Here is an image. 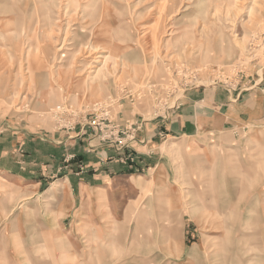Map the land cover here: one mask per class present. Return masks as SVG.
Segmentation results:
<instances>
[{"label": "rangeland", "instance_id": "374dc122", "mask_svg": "<svg viewBox=\"0 0 264 264\" xmlns=\"http://www.w3.org/2000/svg\"><path fill=\"white\" fill-rule=\"evenodd\" d=\"M71 40L95 48L73 58ZM215 87L262 114L211 134L153 127ZM0 130L35 137L38 163V140L60 150L41 184L0 181V264H264V0H0ZM106 147L139 172L78 227L67 178Z\"/></svg>", "mask_w": 264, "mask_h": 264}, {"label": "crops", "instance_id": "0c3cea01", "mask_svg": "<svg viewBox=\"0 0 264 264\" xmlns=\"http://www.w3.org/2000/svg\"><path fill=\"white\" fill-rule=\"evenodd\" d=\"M234 96V94L218 87L204 89L202 93L196 91L192 93V98L188 105L181 107L179 111L173 113L171 118L166 121H156L153 127L155 128L156 126L159 130L163 128L167 136L170 137L193 136L200 131L211 134L224 129L236 128L243 123H247L250 119H257L262 114V112H258L260 103L254 101L258 99L253 98L254 100H252L251 94L244 95L240 99ZM1 132L2 130H0V181L2 183L11 181L15 185H22L23 183L37 185L45 181L46 178L44 176H47L48 173H51L56 168L55 153L60 150H56L55 145H46L38 140L39 144L47 146L46 153H43V158H39L40 163H38V154L35 148L37 140L35 137H20L11 130L9 132ZM155 135L156 131L153 132L152 128L144 131L141 138L142 143H138L135 146L136 150L150 146L151 143L155 142L156 138H153ZM18 142L26 143L27 148L29 146L33 147V150L30 149L31 154L29 152V154L25 155V158L20 157L16 151ZM83 156V161L89 166L91 171L81 173L82 176L75 175V177H68L67 179L71 180L73 178L75 182L77 225L81 221L87 226H93V219L96 217L95 214L98 213L97 200L101 189L106 190L107 196L111 195L110 183L129 180L136 176L139 171L136 168L135 170H130L132 166L128 167L126 164L121 163L123 161L119 159L118 153L110 147L101 148L93 154L89 153ZM72 197L74 199V193ZM69 210L71 211V209ZM218 212L224 213L226 218L237 219L235 226H243L240 222L244 214L242 216L237 215V209L228 211L227 206L221 204L218 207ZM224 222L225 220L220 222L219 225L221 226L219 228L226 223ZM88 233L87 237L77 235V239L78 241L80 239L82 245L93 247V233L90 231ZM79 243L77 242V245ZM188 262H190L189 264H196L192 255L189 256Z\"/></svg>", "mask_w": 264, "mask_h": 264}, {"label": "bare ground", "instance_id": "6f19581e", "mask_svg": "<svg viewBox=\"0 0 264 264\" xmlns=\"http://www.w3.org/2000/svg\"><path fill=\"white\" fill-rule=\"evenodd\" d=\"M47 4V3H46ZM45 3H44V8H45V14H48L49 13V9H53V7H50L48 4L46 5ZM61 14L60 13H58V16L57 17H61L60 16ZM69 15H72V14H69ZM75 17V16H74ZM69 20H71V19H69ZM24 21H25V25L27 26V24H26V21L28 22V20L27 19H24ZM29 25V24H28ZM30 27H28L27 26V31H28V29H29ZM67 40H66V37L62 40V46H64V43L66 42ZM69 48H67L69 51H67L68 53H70V55L71 56H73V58H75V56L77 55V53L78 52H83V50H85L86 48L88 49H93V48H95V45L94 44H92V43H90L88 40H71V42L69 43V46H68ZM62 48V47H61ZM60 48V49H61ZM28 60H29V58H27ZM98 59V58H97ZM32 63V62H31ZM32 65H34V63H32ZM32 68V67H31ZM163 238V237H162Z\"/></svg>", "mask_w": 264, "mask_h": 264}]
</instances>
